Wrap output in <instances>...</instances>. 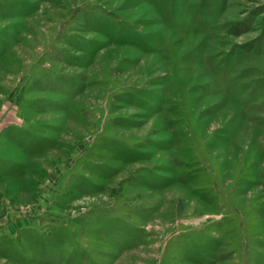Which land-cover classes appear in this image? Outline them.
<instances>
[{
	"label": "rangeland",
	"instance_id": "1",
	"mask_svg": "<svg viewBox=\"0 0 264 264\" xmlns=\"http://www.w3.org/2000/svg\"><path fill=\"white\" fill-rule=\"evenodd\" d=\"M0 264H264V0H0Z\"/></svg>",
	"mask_w": 264,
	"mask_h": 264
}]
</instances>
